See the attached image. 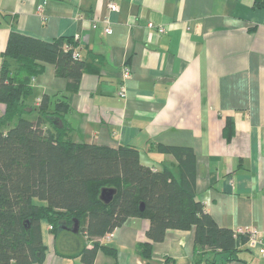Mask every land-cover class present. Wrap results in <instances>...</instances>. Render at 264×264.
Returning a JSON list of instances; mask_svg holds the SVG:
<instances>
[{
    "label": "crops",
    "instance_id": "crops-1",
    "mask_svg": "<svg viewBox=\"0 0 264 264\" xmlns=\"http://www.w3.org/2000/svg\"><path fill=\"white\" fill-rule=\"evenodd\" d=\"M254 1L0 0V66L12 30L44 41L74 37L89 66L78 91L70 93L47 64L33 81V104L43 95L70 96L76 143L135 146L141 163L156 170L176 161L150 146L192 149L197 200L221 228H255L264 244V8ZM49 226L41 225L42 264H74L79 259L56 252ZM149 227L148 219H129L104 244L117 255L99 250L94 264H195L194 229L169 230L151 260L140 258L136 245L148 241ZM246 249L252 264H264Z\"/></svg>",
    "mask_w": 264,
    "mask_h": 264
},
{
    "label": "trees",
    "instance_id": "trees-1",
    "mask_svg": "<svg viewBox=\"0 0 264 264\" xmlns=\"http://www.w3.org/2000/svg\"><path fill=\"white\" fill-rule=\"evenodd\" d=\"M254 8H264V0H255ZM77 47L74 37L44 41L12 30L2 54L0 264H42L47 251L43 222L52 227L58 255L79 259L74 264H94L99 250L115 257L116 250L99 239L131 218L150 221L148 241L135 249L144 260L153 258L154 244L164 241L169 230L194 229L195 264H252L243 256L249 236L221 228L197 200L192 149L150 146L149 152L176 161L156 170L141 163L135 146L76 143L68 120L70 96L43 95L33 104V81L47 64L55 66L57 77L68 80L70 93L78 91L89 66L73 57ZM234 125L228 118L227 141ZM108 188L116 193L105 202L100 196ZM76 221L79 230L74 233Z\"/></svg>",
    "mask_w": 264,
    "mask_h": 264
},
{
    "label": "built area",
    "instance_id": "built-area-1",
    "mask_svg": "<svg viewBox=\"0 0 264 264\" xmlns=\"http://www.w3.org/2000/svg\"><path fill=\"white\" fill-rule=\"evenodd\" d=\"M108 6H109V9L112 10V11H117L119 9L118 6L115 3H113V2H110ZM149 27L152 28L153 24H149ZM105 32L108 35L112 34L111 28H106ZM159 32L160 33H164L165 29L164 28H160ZM73 57L76 58V59L80 58V52H79L78 49L74 50ZM130 76H131V69L129 67H127V66L124 67V70H123V79H124V81L129 79ZM120 95L122 97L126 96L125 88H122V90L120 92ZM51 228L52 227L49 226V229H51ZM235 233H237V234L239 233V234H243V235L249 236V241L247 243L248 249L250 251H252V252H255L260 257L264 258V244H263L262 239H261V234H260V232L257 229H255V228H251V229H243V228H241L240 230L235 231ZM113 234H114V232L106 234L104 237L99 239V242L100 243H105V242L110 241L112 239V237H113Z\"/></svg>",
    "mask_w": 264,
    "mask_h": 264
},
{
    "label": "water",
    "instance_id": "water-1",
    "mask_svg": "<svg viewBox=\"0 0 264 264\" xmlns=\"http://www.w3.org/2000/svg\"><path fill=\"white\" fill-rule=\"evenodd\" d=\"M116 193V190L112 189V188H108V189H103L102 193H101V199L105 202H109L113 195ZM142 209H143V205H142ZM74 233H77L79 230V222L76 221L74 223L73 228L71 229Z\"/></svg>",
    "mask_w": 264,
    "mask_h": 264
}]
</instances>
